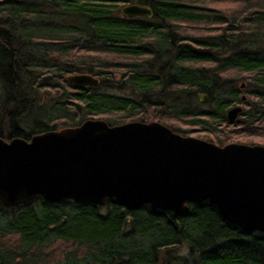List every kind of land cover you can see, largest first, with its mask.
Segmentation results:
<instances>
[{"label": "trees", "instance_id": "1", "mask_svg": "<svg viewBox=\"0 0 264 264\" xmlns=\"http://www.w3.org/2000/svg\"><path fill=\"white\" fill-rule=\"evenodd\" d=\"M130 4L152 17H123ZM79 74L98 84L74 87L67 78ZM0 87L6 141L101 117L218 146L264 144V0H0ZM187 206L0 204V264H264V234L226 222L208 201ZM57 243L71 249L51 251Z\"/></svg>", "mask_w": 264, "mask_h": 264}, {"label": "water", "instance_id": "2", "mask_svg": "<svg viewBox=\"0 0 264 264\" xmlns=\"http://www.w3.org/2000/svg\"><path fill=\"white\" fill-rule=\"evenodd\" d=\"M121 15L151 18L152 12L130 4ZM67 80L76 88L98 84L89 74ZM240 112L228 110L227 119ZM38 197L97 206L115 199L132 209L147 204L175 213L208 201L226 222L264 234V146H218L157 122L110 126L96 119L29 140L0 138V204L17 207Z\"/></svg>", "mask_w": 264, "mask_h": 264}, {"label": "rangeland", "instance_id": "3", "mask_svg": "<svg viewBox=\"0 0 264 264\" xmlns=\"http://www.w3.org/2000/svg\"><path fill=\"white\" fill-rule=\"evenodd\" d=\"M115 94H121L120 93H117L115 91H113ZM41 94H43L41 92ZM1 99H2V95H1V87H0V105H1ZM55 99V97H53L52 94H49V95H43L42 97V101L43 102H50L51 100ZM47 105H52V102L51 103H48ZM57 111H55L54 113L56 115H60L59 113V106L57 107ZM201 109H203L201 107ZM102 120L103 121V118L101 117H96L94 118V120ZM25 122V121H24ZM36 123V121H35ZM3 125V128H7V121L5 119V114L1 112V106H0V126ZM28 124L25 122L24 124L20 125L21 128H24L25 126H27ZM5 130V129H4ZM6 131V130H5ZM180 134V133H179ZM182 135V134H181ZM186 135H188V137H191V138H196V139H201V140H205V141H208V139L206 138V136L204 135H201V134H197L195 132H188L186 133ZM215 143V142H213ZM233 143H239V144H245V145H260V146H264L263 142L261 139H258V138H254V137H247V138H239L237 140H234ZM216 144V143H215ZM59 246V249H64L65 252L69 251L71 249V247H69L68 244H65V243H57V244H54L53 246H50V250L53 251L55 249L56 246ZM73 249V248H72ZM77 252L81 253L83 250H78L76 249ZM58 252V251H57ZM59 253V252H58ZM174 254L176 255L177 254V251L174 252ZM180 254L181 255H185V251L184 250H181L180 251Z\"/></svg>", "mask_w": 264, "mask_h": 264}]
</instances>
